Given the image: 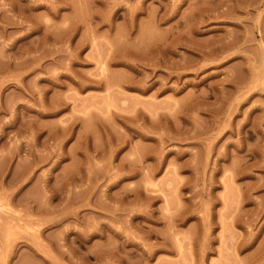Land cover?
I'll return each mask as SVG.
<instances>
[{
    "label": "rangeland",
    "instance_id": "rangeland-1",
    "mask_svg": "<svg viewBox=\"0 0 264 264\" xmlns=\"http://www.w3.org/2000/svg\"><path fill=\"white\" fill-rule=\"evenodd\" d=\"M0 264H264V0H0Z\"/></svg>",
    "mask_w": 264,
    "mask_h": 264
}]
</instances>
